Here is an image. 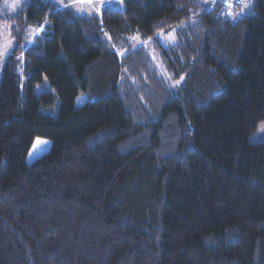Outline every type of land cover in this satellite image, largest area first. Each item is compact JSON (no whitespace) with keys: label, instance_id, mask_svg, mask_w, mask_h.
<instances>
[{"label":"trees","instance_id":"obj_1","mask_svg":"<svg viewBox=\"0 0 264 264\" xmlns=\"http://www.w3.org/2000/svg\"><path fill=\"white\" fill-rule=\"evenodd\" d=\"M119 1L88 15L25 0L11 16L0 264H264V142L249 140L264 0L234 18L213 0ZM172 28L174 44L151 41L161 71L142 42ZM36 137L50 148L29 162Z\"/></svg>","mask_w":264,"mask_h":264},{"label":"rangeland","instance_id":"obj_2","mask_svg":"<svg viewBox=\"0 0 264 264\" xmlns=\"http://www.w3.org/2000/svg\"><path fill=\"white\" fill-rule=\"evenodd\" d=\"M54 1H56V3L59 5H66V6L68 5L78 13H84L88 15L99 13L101 7L105 4H113L115 7L122 6V3L119 0H54ZM24 2L25 0H3V2L0 4V74L2 72V65L5 58L11 53L14 47L13 37L11 35V29H10L11 16L22 6ZM245 4H248V7H244ZM251 4H252V0H239L238 6H236L234 9L231 6L230 9H227L225 11V13L226 12L228 14L232 13V15L229 14L230 17L232 18L237 17L245 13L251 7ZM175 30L176 28H172L167 31H160L156 33L153 38H150L147 41L142 42L144 46L148 49L150 56L152 57L153 61L155 62V65L159 69H161L160 60L157 56V53L151 47V41L153 39H157L165 46L172 45L177 40ZM134 38L131 39V46L137 47L140 45L141 41ZM29 42L31 43L32 39H30ZM18 59L19 61L17 63V67H18L17 69L18 72H20L22 67V58L18 57ZM163 75L166 76V73L163 72ZM166 78L170 86H172L174 83L173 79L169 78L168 76ZM42 84L43 85L39 84L35 86L36 92L43 89H50V86L46 81H44ZM85 100H86V95H81L76 99L75 104L81 105ZM249 140L251 142H258V141L264 142V122L258 124L256 130L249 136ZM49 148H50V140L42 137H36L27 155V160L29 162L35 160L41 154L48 151Z\"/></svg>","mask_w":264,"mask_h":264},{"label":"built area","instance_id":"obj_3","mask_svg":"<svg viewBox=\"0 0 264 264\" xmlns=\"http://www.w3.org/2000/svg\"><path fill=\"white\" fill-rule=\"evenodd\" d=\"M216 1L221 3L222 9L220 12L221 14H224L227 9H230L229 4L232 5L233 0H216Z\"/></svg>","mask_w":264,"mask_h":264},{"label":"snow or ice","instance_id":"obj_4","mask_svg":"<svg viewBox=\"0 0 264 264\" xmlns=\"http://www.w3.org/2000/svg\"><path fill=\"white\" fill-rule=\"evenodd\" d=\"M229 7H231V5L229 4ZM244 7H248V4H245ZM230 15H232V13H229Z\"/></svg>","mask_w":264,"mask_h":264}]
</instances>
